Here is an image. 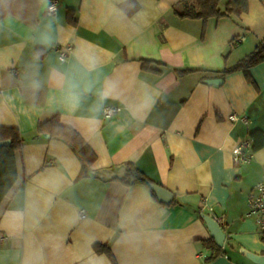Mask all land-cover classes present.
<instances>
[{"label":"crops","instance_id":"1","mask_svg":"<svg viewBox=\"0 0 264 264\" xmlns=\"http://www.w3.org/2000/svg\"><path fill=\"white\" fill-rule=\"evenodd\" d=\"M58 1L49 16L51 0H0V127L23 139L0 205V264H114L96 244L115 264H255L245 254L264 256V241L248 198L264 179V146L248 165L233 156L264 134V62L250 70L253 84L222 73L264 41V0L210 21L204 39L202 22L175 13L183 0ZM68 44L62 63L55 48ZM214 79L223 83H206ZM107 107L118 110L112 119ZM55 116L96 154L92 171L132 163L172 204L143 185L86 177L65 142L37 132ZM203 215L226 217L213 261Z\"/></svg>","mask_w":264,"mask_h":264},{"label":"trees","instance_id":"2","mask_svg":"<svg viewBox=\"0 0 264 264\" xmlns=\"http://www.w3.org/2000/svg\"><path fill=\"white\" fill-rule=\"evenodd\" d=\"M222 0H183L179 5L181 12L175 11L182 19L200 21L203 24L202 39L205 38L208 23L212 20L240 18L242 15L249 12L248 0H229L225 9H221ZM74 12L68 15V22L72 26H76ZM264 62V41L260 42L255 51L238 62L235 66L226 69L222 75H227L242 72L250 83H254L250 77V70ZM153 62L145 61L143 70L154 71L152 68ZM192 73L191 71H177L179 77ZM39 134H46L51 139H58L65 142L79 157L83 164L84 175L89 177L87 170L96 162V154L92 151L85 140L74 129L64 126L59 116L40 123L37 127ZM254 140V150L264 146V134L255 132L251 135ZM10 141L8 146H0V205L7 194L11 191L18 180V169L16 154L23 148V139L20 131L12 127H0V144ZM126 177L122 181L126 186L143 185L150 189V185L156 184L143 172H141L134 164L127 163ZM155 197V195L153 194ZM156 198V197H155ZM177 204L174 202L173 205ZM205 245L211 248L214 252L209 261H213L222 254L223 249L216 245L214 239L204 242ZM94 250L97 253L106 254L115 264L114 257L106 245L96 244Z\"/></svg>","mask_w":264,"mask_h":264},{"label":"built area","instance_id":"3","mask_svg":"<svg viewBox=\"0 0 264 264\" xmlns=\"http://www.w3.org/2000/svg\"><path fill=\"white\" fill-rule=\"evenodd\" d=\"M58 4V0H51L47 8V13L49 16H54L57 14ZM73 51V46L69 44L55 48V52L59 55L60 61L62 63H66L68 57L73 53ZM117 113L118 110L115 108L107 107L104 109V117L106 119H112L117 115ZM230 119L232 122H236L240 118L236 115H232ZM254 154V140L251 137L243 140L234 153V165L243 166L250 164L254 160ZM248 203L250 207L249 215L257 217L258 234L262 241H264V179L253 188L249 195ZM84 216V212H81V217L83 218ZM215 220L222 228L226 223L225 216L215 218Z\"/></svg>","mask_w":264,"mask_h":264},{"label":"water","instance_id":"4","mask_svg":"<svg viewBox=\"0 0 264 264\" xmlns=\"http://www.w3.org/2000/svg\"><path fill=\"white\" fill-rule=\"evenodd\" d=\"M206 83L209 85L218 86L223 83V80H208L206 81ZM8 145H10V141H6L0 144V146ZM87 172L89 177L98 178L103 181H111L113 179L124 180L126 177V166L123 165L111 170H104L101 172H94L91 169H88ZM150 189L162 204H172L174 200V195L171 192L157 184L150 185ZM203 219L211 233V237L215 240L216 244L219 247L223 248L227 240V234L224 232V229L218 224V222L214 218L210 216L203 215ZM245 256L255 264H264V256H257L250 253L245 254Z\"/></svg>","mask_w":264,"mask_h":264}]
</instances>
